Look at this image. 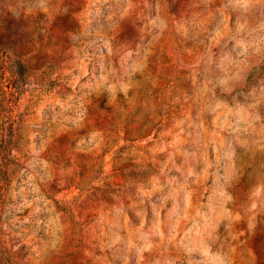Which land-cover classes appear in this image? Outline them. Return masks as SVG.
<instances>
[{
    "label": "rangeland",
    "instance_id": "obj_1",
    "mask_svg": "<svg viewBox=\"0 0 264 264\" xmlns=\"http://www.w3.org/2000/svg\"><path fill=\"white\" fill-rule=\"evenodd\" d=\"M0 264H264V0H0Z\"/></svg>",
    "mask_w": 264,
    "mask_h": 264
}]
</instances>
